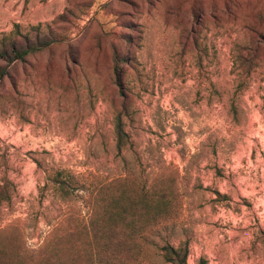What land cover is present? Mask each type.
Wrapping results in <instances>:
<instances>
[{
  "label": "rangeland",
  "instance_id": "374dc122",
  "mask_svg": "<svg viewBox=\"0 0 264 264\" xmlns=\"http://www.w3.org/2000/svg\"><path fill=\"white\" fill-rule=\"evenodd\" d=\"M15 25L62 41L0 84V264H110L92 218L124 188L170 209L108 232L113 264H264V0H0Z\"/></svg>",
  "mask_w": 264,
  "mask_h": 264
},
{
  "label": "trees",
  "instance_id": "16d2710c",
  "mask_svg": "<svg viewBox=\"0 0 264 264\" xmlns=\"http://www.w3.org/2000/svg\"><path fill=\"white\" fill-rule=\"evenodd\" d=\"M19 38L25 41V45L20 44ZM61 41L46 38L33 40L29 35L22 34L19 25H15L10 33L4 34L0 38V84L9 75L10 69L16 63H25L29 57L49 50ZM116 133L118 136L117 146L119 151H122L125 147L123 141L125 134L123 125L120 122L117 124ZM59 176V174L56 175L52 182L60 192L66 191L69 187V181ZM105 196L103 193L99 204L95 207L94 217L92 218V220H95L93 229L100 232L97 238V247L103 252L100 255V258L103 259L101 263L113 264L114 261L120 258L122 251L132 253L133 249L126 248L122 250L121 245L118 243L121 240L119 238L111 240L106 236L108 232L112 231L119 235L124 233L129 236L145 233V231L151 230L163 217H166L170 208L169 203L162 194L134 193L124 188L115 194H109V197ZM162 250L168 263L187 264L189 256L187 245L176 249L167 244ZM107 253L109 254L106 255ZM198 264L209 263L201 258Z\"/></svg>",
  "mask_w": 264,
  "mask_h": 264
}]
</instances>
